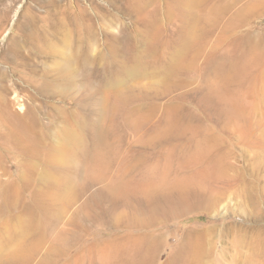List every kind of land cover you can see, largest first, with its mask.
<instances>
[{
    "label": "rangeland",
    "instance_id": "obj_1",
    "mask_svg": "<svg viewBox=\"0 0 264 264\" xmlns=\"http://www.w3.org/2000/svg\"><path fill=\"white\" fill-rule=\"evenodd\" d=\"M191 1L0 0V264H264V0Z\"/></svg>",
    "mask_w": 264,
    "mask_h": 264
},
{
    "label": "bare ground",
    "instance_id": "obj_2",
    "mask_svg": "<svg viewBox=\"0 0 264 264\" xmlns=\"http://www.w3.org/2000/svg\"><path fill=\"white\" fill-rule=\"evenodd\" d=\"M193 2L195 4H197L196 0H192L191 1V3H193ZM226 2H227V0H223V4L219 5V6H215L210 11V13H213V15L220 14L224 10V8L226 6ZM187 26H188V30L187 31L193 33L194 35L197 34V32L194 31V28H193L194 25L192 23H187ZM191 42H189L188 45H186V47H185L184 44H182L181 49H180V46H177L176 49L174 50L175 51L174 57L176 58L177 61L180 62L182 67L185 64H187V63L195 64L196 59L199 57L198 51H196L193 48V45L195 44V41L194 42L191 41ZM130 61L132 63L136 64V63L139 62V57L136 56V57L130 59ZM135 74H136L135 71L131 69L130 70V75H135ZM114 93H116V91ZM8 111H7L6 114H1L0 115V120H1L2 124L3 123H7L10 126L14 127V128H12V127L8 126L7 130L11 133L10 134L11 136H14V139L9 141V142L12 145H14V147H16V149L20 150L18 152L20 154H25L26 151H27V147H30L29 150H28V153L32 155L33 154V148H35V147H43L44 143H43L41 137L44 135V129H43L44 127L42 126V124L40 122L36 121V119L32 118V116H31V118L28 117V118H25V119H24V117H21L22 120H24L23 121L24 123L23 124L20 123L19 127L17 129L18 124H16V121L18 122V120L15 119V116H17V115H15L12 112L8 113ZM20 126H22L23 129H20ZM38 126H41V127H38ZM165 132L166 131L162 130L161 128L156 129V130H154L152 132H148V131H145V130H143V131H139L138 130V134L142 135V137L146 136L145 145H149V144L153 145V144L160 143L161 141H163V134L162 133H165ZM166 133H168V132H166ZM35 134H37L39 137L30 139ZM69 144L72 146L73 139H71L69 141ZM65 147H66V142H65V145H62L60 154H63L64 152H66L65 151ZM60 154H58V158L59 159L62 158V156ZM96 159H98L97 155H95L93 157V160H96ZM31 168H32V170L35 169V167L33 165H32ZM22 172H23V170H22ZM43 175H44L45 179H49V176H48L47 172H44ZM54 177H57V176L55 175ZM60 195H61V193L57 194V196H60ZM63 200H64V198L60 199V201H63ZM40 207L42 208V210H48L49 206H47L46 204L40 203V201H38L37 202V207H36V209L38 211V216L41 213L40 209H39ZM62 207L64 208V203H62ZM63 208L60 207V212L62 214L57 216L56 217L57 219H61V216L65 213V209H63ZM38 216H37V218L35 220H33L34 221V226H40L41 225V218H38ZM147 219H149V218H147ZM32 230H33V226H32V224L30 222H26L25 223L24 220L20 219L18 221V228L15 230L14 234H15V237H17V239H25V238H28V237L32 236ZM44 236L45 235L41 234L40 238H42ZM48 238H49L48 236H45L43 238V240L48 239ZM17 251L22 252V251H24V248L19 247L17 249Z\"/></svg>",
    "mask_w": 264,
    "mask_h": 264
}]
</instances>
